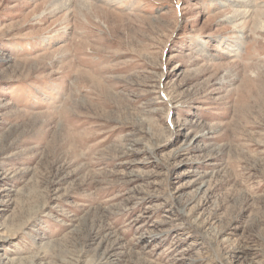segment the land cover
Here are the masks:
<instances>
[{
	"label": "rangeland",
	"instance_id": "374dc122",
	"mask_svg": "<svg viewBox=\"0 0 264 264\" xmlns=\"http://www.w3.org/2000/svg\"><path fill=\"white\" fill-rule=\"evenodd\" d=\"M0 264H264V0H0Z\"/></svg>",
	"mask_w": 264,
	"mask_h": 264
},
{
	"label": "bare ground",
	"instance_id": "6f19581e",
	"mask_svg": "<svg viewBox=\"0 0 264 264\" xmlns=\"http://www.w3.org/2000/svg\"><path fill=\"white\" fill-rule=\"evenodd\" d=\"M65 1H69V0H65ZM66 4H67V2H66ZM61 5H62V4H61ZM237 15H241V14L238 13ZM237 15H236V16H237ZM234 16H235V15H234ZM241 16H243V15H241ZM232 18H233V16H232ZM242 37H243V36H242ZM146 229H147V228H146ZM137 236H138V235H137ZM243 247H245V246H243ZM242 252H244V251H242Z\"/></svg>",
	"mask_w": 264,
	"mask_h": 264
}]
</instances>
